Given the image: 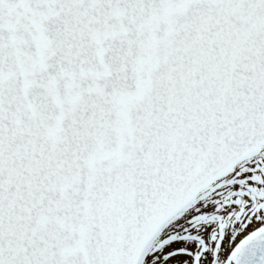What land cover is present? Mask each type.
Wrapping results in <instances>:
<instances>
[{
  "label": "snow or ice",
  "instance_id": "6c2138e0",
  "mask_svg": "<svg viewBox=\"0 0 264 264\" xmlns=\"http://www.w3.org/2000/svg\"><path fill=\"white\" fill-rule=\"evenodd\" d=\"M0 264H264V0H0Z\"/></svg>",
  "mask_w": 264,
  "mask_h": 264
}]
</instances>
